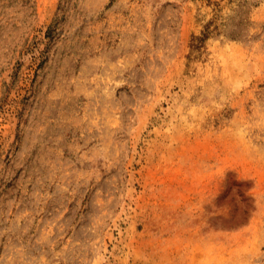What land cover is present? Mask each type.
Segmentation results:
<instances>
[{
	"label": "rangeland",
	"instance_id": "rangeland-1",
	"mask_svg": "<svg viewBox=\"0 0 264 264\" xmlns=\"http://www.w3.org/2000/svg\"><path fill=\"white\" fill-rule=\"evenodd\" d=\"M0 264H264V0H0Z\"/></svg>",
	"mask_w": 264,
	"mask_h": 264
}]
</instances>
